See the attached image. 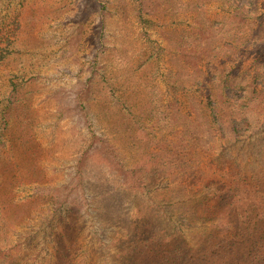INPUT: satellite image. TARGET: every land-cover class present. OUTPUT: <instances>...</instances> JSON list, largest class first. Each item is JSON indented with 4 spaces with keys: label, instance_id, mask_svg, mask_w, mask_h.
Returning a JSON list of instances; mask_svg holds the SVG:
<instances>
[{
    "label": "rangeland",
    "instance_id": "1",
    "mask_svg": "<svg viewBox=\"0 0 264 264\" xmlns=\"http://www.w3.org/2000/svg\"><path fill=\"white\" fill-rule=\"evenodd\" d=\"M0 56V264H193L264 181V0H0Z\"/></svg>",
    "mask_w": 264,
    "mask_h": 264
},
{
    "label": "trees",
    "instance_id": "2",
    "mask_svg": "<svg viewBox=\"0 0 264 264\" xmlns=\"http://www.w3.org/2000/svg\"><path fill=\"white\" fill-rule=\"evenodd\" d=\"M237 179L227 183L223 193L229 203L224 210L228 216L224 234H207L203 244L206 249L194 256L193 264H264V181L246 174ZM184 251L180 264L191 259V254ZM159 253L163 264L174 262L175 251L160 249Z\"/></svg>",
    "mask_w": 264,
    "mask_h": 264
}]
</instances>
